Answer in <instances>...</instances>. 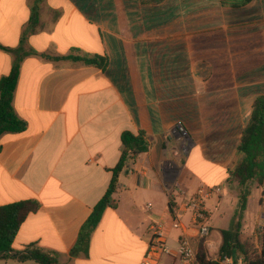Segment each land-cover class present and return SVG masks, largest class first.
<instances>
[{
	"label": "crops",
	"instance_id": "obj_1",
	"mask_svg": "<svg viewBox=\"0 0 264 264\" xmlns=\"http://www.w3.org/2000/svg\"><path fill=\"white\" fill-rule=\"evenodd\" d=\"M34 2L0 0L2 46L19 47ZM26 44L55 56L79 49L107 65L36 55L23 61L14 107L28 125L1 138L0 206L36 200L40 207L13 249L35 244L60 264H142L151 228L162 224L172 254L160 264H181L179 238L188 236L195 251L200 242L182 205L201 186L222 188L205 200L211 234L203 240L206 251L219 249L221 231L230 229L222 223L224 183L240 161L254 97L264 94V0H44ZM15 57L0 47V79ZM177 123L189 133L186 146ZM125 131H144L149 148L120 174L117 207L105 210L85 254L80 232L111 184ZM174 182L181 189L171 197ZM259 186L262 214L253 230L242 222V236L264 221Z\"/></svg>",
	"mask_w": 264,
	"mask_h": 264
},
{
	"label": "trees",
	"instance_id": "obj_2",
	"mask_svg": "<svg viewBox=\"0 0 264 264\" xmlns=\"http://www.w3.org/2000/svg\"><path fill=\"white\" fill-rule=\"evenodd\" d=\"M157 1V0H153ZM162 1V0H158ZM251 0H246L250 2ZM44 0H35L31 10L29 24L21 37V43L16 49L0 47L15 52L11 72L0 79V141L5 134H17L27 129V122L16 112L14 99L18 87L21 66L25 58L36 55L47 60H71L86 66L104 68L107 60L101 55H90L81 53L79 49H72L68 55L55 56L47 53H38L27 46L28 37L35 33L40 20V9ZM122 155L118 165L113 169V179L102 199L94 207L92 214L84 224L79 237V250L85 254L88 252L91 237L97 229L103 214L107 208H116L117 202L114 194L117 192L120 174L127 168L130 160L148 151V140L144 131L137 134L131 131L123 132L121 136ZM1 149V144H0ZM237 154L241 156L239 163L229 168V184L239 185V210L231 229L222 230V242L218 249V256H230L238 260L243 258V264H264V224L259 229L261 246L256 247L249 242V237L242 236V218L247 210L251 190L249 184L255 182L258 185L264 183V94L256 97L252 111L243 130L240 142L237 146ZM40 203L36 200H26L0 206V259L3 260H35L40 264H60L58 258L52 253L36 246L29 245L22 251L13 249L16 235L25 222L28 215L39 209ZM177 207L171 200L169 212L175 215ZM196 264H217L210 261L208 253L200 239L196 248Z\"/></svg>",
	"mask_w": 264,
	"mask_h": 264
},
{
	"label": "built area",
	"instance_id": "obj_3",
	"mask_svg": "<svg viewBox=\"0 0 264 264\" xmlns=\"http://www.w3.org/2000/svg\"><path fill=\"white\" fill-rule=\"evenodd\" d=\"M176 129L178 132H182V135H186V129L182 123H177ZM185 144L186 142L183 143L184 146H186ZM176 189H181V186L178 182H174L169 187V194L171 197ZM183 193L186 195L185 192ZM221 193L222 188L219 186H201L195 191L193 196L189 200L185 201L182 205L183 211L192 212L194 223L199 229V237L204 241H206L211 234V227L208 224L209 217L208 210L205 206V200L213 195H221ZM149 207H151V204ZM172 216L174 218V226L178 228L181 225L180 214L176 213ZM179 249L181 264H196L197 254L188 236L182 235L179 238ZM170 254H172V248L168 243L167 234L165 233L162 224H155L151 228L150 242L143 257L142 264H160L161 259L164 256ZM217 264H243V258L236 260L233 257L224 256L217 260Z\"/></svg>",
	"mask_w": 264,
	"mask_h": 264
},
{
	"label": "rangeland",
	"instance_id": "obj_4",
	"mask_svg": "<svg viewBox=\"0 0 264 264\" xmlns=\"http://www.w3.org/2000/svg\"><path fill=\"white\" fill-rule=\"evenodd\" d=\"M254 97V96H253ZM256 98V97H254ZM185 127V126H184ZM186 129V128H185ZM178 136L180 139H182L184 142H186V145L190 139L189 133L187 132L186 129V135H182V132H178ZM184 136V137H183ZM250 190H251V196L249 198L250 204L247 210L243 214L242 222L244 226L248 224L250 226V230H253L255 226L258 223V219L261 216L260 212V199H261V187L256 184L255 182H251L249 184ZM224 188H225V195H227V198L225 200V205H226V215L223 217L222 223L224 224L225 227H230V229L233 226V223L236 218V213L239 210V185L238 184H229L227 182L224 183ZM236 196V198H235ZM214 220H218V217L213 216ZM264 224V221L261 225ZM261 226L256 227V231L253 234H248L247 237H249L248 241L256 245V247L261 246L260 243V234H259V229ZM246 234V233H245ZM245 237V236H244ZM208 252V258L210 261L217 262L219 259L218 256V248L214 249H207ZM176 264H179L177 262Z\"/></svg>",
	"mask_w": 264,
	"mask_h": 264
}]
</instances>
